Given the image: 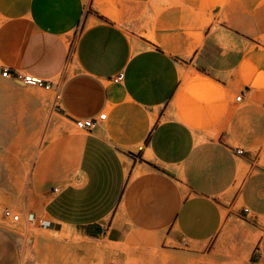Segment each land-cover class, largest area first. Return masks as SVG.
<instances>
[{
  "label": "crops",
  "instance_id": "1",
  "mask_svg": "<svg viewBox=\"0 0 264 264\" xmlns=\"http://www.w3.org/2000/svg\"><path fill=\"white\" fill-rule=\"evenodd\" d=\"M218 2L0 0L1 72L53 87L62 79L63 114L97 119L71 182L40 210L44 229L91 243H205L237 216L264 232L261 156L220 130L242 102L264 113V0H227L222 17ZM186 77L199 91L185 89ZM247 162L253 171L242 175ZM252 254L264 264V234ZM20 261L21 246L0 227V264Z\"/></svg>",
  "mask_w": 264,
  "mask_h": 264
},
{
  "label": "rangeland",
  "instance_id": "2",
  "mask_svg": "<svg viewBox=\"0 0 264 264\" xmlns=\"http://www.w3.org/2000/svg\"><path fill=\"white\" fill-rule=\"evenodd\" d=\"M218 3L221 10L217 17H222L227 0ZM210 18L213 20L212 14ZM185 79V89L193 86L199 91V80ZM54 83L50 89L22 85L3 77L0 70V227L21 246L20 264H262L252 253L264 232L237 216L226 217L216 238L205 243L151 237L91 243L75 231L44 229L40 210L71 182L81 140L87 134L59 108L62 79ZM35 93L47 100L37 99ZM257 108L255 103L242 102L233 121L221 124L220 130L226 131L231 146L260 155L262 167L264 113ZM251 171L247 162L245 172ZM232 196L229 193L221 201L228 205ZM7 208L19 215V220L6 218L3 212Z\"/></svg>",
  "mask_w": 264,
  "mask_h": 264
},
{
  "label": "built area",
  "instance_id": "3",
  "mask_svg": "<svg viewBox=\"0 0 264 264\" xmlns=\"http://www.w3.org/2000/svg\"><path fill=\"white\" fill-rule=\"evenodd\" d=\"M2 75L3 77L6 78H11L15 81H17L19 84L22 85H32V86H39V87H44L47 89H50L53 87V83H49L46 80L37 77L35 75L32 74H27V73H23V72H19L16 70H11V69H5L2 71ZM123 78L122 74H118L116 75L113 80L116 82L121 81V79ZM238 100H242L241 95L237 96ZM106 117V114H101L100 118L104 119ZM97 119H91V120H85V121H76V123H78L82 128H84L85 130H91V128L96 124ZM246 212H248V209L245 210ZM4 216L6 218L9 219H13V220H19L20 216L15 214L13 212V210L11 209H5L3 212Z\"/></svg>",
  "mask_w": 264,
  "mask_h": 264
},
{
  "label": "bare ground",
  "instance_id": "4",
  "mask_svg": "<svg viewBox=\"0 0 264 264\" xmlns=\"http://www.w3.org/2000/svg\"><path fill=\"white\" fill-rule=\"evenodd\" d=\"M89 1V0H88ZM87 2V1H86ZM152 36V35H151ZM152 39H153V36H152ZM34 97H36L37 99H40V100H43V101H46L47 99L45 98V96L43 95H40L39 93H35V95H33ZM35 99V98H34ZM49 99V98H48ZM53 99V98H52ZM50 101V100H49ZM239 101V100H238ZM245 166H243V172H241L242 175H244V171H245ZM12 172V171H11ZM16 178V176L14 177ZM224 217L226 215V211L224 210Z\"/></svg>",
  "mask_w": 264,
  "mask_h": 264
}]
</instances>
